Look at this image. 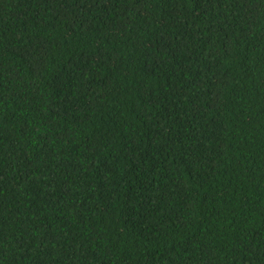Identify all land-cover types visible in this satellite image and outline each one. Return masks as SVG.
I'll return each mask as SVG.
<instances>
[{
    "label": "trees",
    "instance_id": "1",
    "mask_svg": "<svg viewBox=\"0 0 264 264\" xmlns=\"http://www.w3.org/2000/svg\"><path fill=\"white\" fill-rule=\"evenodd\" d=\"M0 264H264V0H0Z\"/></svg>",
    "mask_w": 264,
    "mask_h": 264
}]
</instances>
